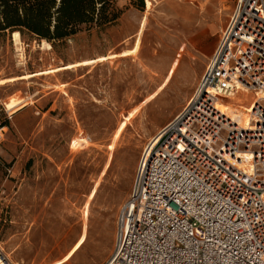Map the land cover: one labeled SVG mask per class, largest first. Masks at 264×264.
Masks as SVG:
<instances>
[{"label": "rangeland", "instance_id": "rangeland-1", "mask_svg": "<svg viewBox=\"0 0 264 264\" xmlns=\"http://www.w3.org/2000/svg\"><path fill=\"white\" fill-rule=\"evenodd\" d=\"M236 2L118 0L117 20L52 49L0 32V80L25 78L0 86V246L15 264L107 263L143 149L195 92Z\"/></svg>", "mask_w": 264, "mask_h": 264}, {"label": "built area", "instance_id": "built-area-1", "mask_svg": "<svg viewBox=\"0 0 264 264\" xmlns=\"http://www.w3.org/2000/svg\"><path fill=\"white\" fill-rule=\"evenodd\" d=\"M247 90L264 92V0H237L195 92L143 149L106 264H264V98L248 128L219 107ZM0 264H15L1 246Z\"/></svg>", "mask_w": 264, "mask_h": 264}, {"label": "trees", "instance_id": "trees-1", "mask_svg": "<svg viewBox=\"0 0 264 264\" xmlns=\"http://www.w3.org/2000/svg\"><path fill=\"white\" fill-rule=\"evenodd\" d=\"M118 0H0V32L29 34L47 41L69 37L83 27L117 20ZM144 5V0H140Z\"/></svg>", "mask_w": 264, "mask_h": 264}, {"label": "bare ground", "instance_id": "bare-ground-1", "mask_svg": "<svg viewBox=\"0 0 264 264\" xmlns=\"http://www.w3.org/2000/svg\"><path fill=\"white\" fill-rule=\"evenodd\" d=\"M147 2V8L151 7V3L152 0H146ZM12 37L13 40L17 43L18 41H20V32L19 31H15L12 33ZM42 44L45 45L46 48H51V44L49 41H47L46 39H44L42 41ZM20 50H22V47H20ZM52 49V48H51ZM26 77V76H25ZM18 79H25L24 76H19V77H15V78H11V79H3L0 80V86L3 85V83L5 82H9V81H16ZM233 99L231 100V103H224V102H219V107L225 111L230 117H232V119L235 122H238L242 127H250V120H251V116H250V111L252 110V105L255 101H259L261 99L264 98V92H258V93H254L247 90V92H242L240 93V95H235L232 97ZM234 101V102H233ZM246 101H249V103H246ZM24 103L20 106L23 107ZM19 108H16L12 111L16 112ZM3 128H1L2 130ZM81 139L80 138H75L72 144V148L76 149L79 148L81 146L80 144ZM242 157L243 158H248L249 156L242 153ZM248 165L247 162H243L242 163V167H246Z\"/></svg>", "mask_w": 264, "mask_h": 264}, {"label": "crops", "instance_id": "crops-1", "mask_svg": "<svg viewBox=\"0 0 264 264\" xmlns=\"http://www.w3.org/2000/svg\"><path fill=\"white\" fill-rule=\"evenodd\" d=\"M27 105H28V104H27ZM27 105H26V106H27ZM26 106H25V107H26ZM23 108H24V107H23ZM23 108H22V109H23ZM22 109H20V110H22ZM20 110H19V111H20ZM19 111H17L16 113H18Z\"/></svg>", "mask_w": 264, "mask_h": 264}]
</instances>
